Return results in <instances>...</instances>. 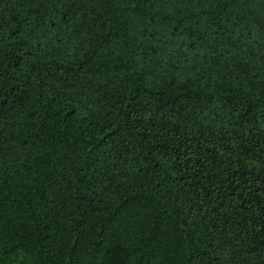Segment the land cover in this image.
Returning <instances> with one entry per match:
<instances>
[{"label": "trees", "instance_id": "obj_1", "mask_svg": "<svg viewBox=\"0 0 264 264\" xmlns=\"http://www.w3.org/2000/svg\"><path fill=\"white\" fill-rule=\"evenodd\" d=\"M0 264H264V0H0Z\"/></svg>", "mask_w": 264, "mask_h": 264}]
</instances>
